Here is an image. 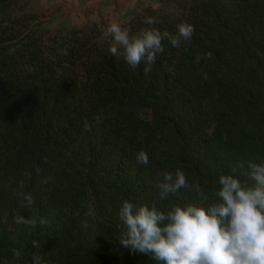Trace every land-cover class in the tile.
<instances>
[{
	"label": "trees",
	"instance_id": "1",
	"mask_svg": "<svg viewBox=\"0 0 264 264\" xmlns=\"http://www.w3.org/2000/svg\"><path fill=\"white\" fill-rule=\"evenodd\" d=\"M157 1L121 26L195 32L179 47L163 41L145 74L110 53L106 23L46 27L27 0H0V264H32L33 239L41 264H157L120 246L123 201L213 203L221 174L245 180L238 163L264 162V0ZM176 169L206 199L181 189L161 200L156 185Z\"/></svg>",
	"mask_w": 264,
	"mask_h": 264
},
{
	"label": "clouds",
	"instance_id": "2",
	"mask_svg": "<svg viewBox=\"0 0 264 264\" xmlns=\"http://www.w3.org/2000/svg\"><path fill=\"white\" fill-rule=\"evenodd\" d=\"M154 17H146L144 23H158ZM175 34L161 32L155 27H144L135 35L115 20L109 22L104 36L111 38L109 51L113 56H123L132 68L144 65L143 72L148 74L156 62L158 54L164 52L163 41L173 47L190 42L195 27L187 22L178 24ZM212 59V54H205ZM200 57H196L199 63ZM137 162L149 163L143 150L136 155ZM239 170L245 180L233 174H221L218 178L216 201L213 203H188L184 206L173 205L169 210H160L155 203L150 206L125 200L122 202L118 219L121 222L119 244L132 254L148 255L157 264H264V162L238 163L233 173ZM39 171V169H37ZM30 176V172H25ZM162 181L156 187L161 200L181 189L196 192L206 199L199 183L189 184L185 173H162ZM23 188V181L20 182ZM21 197L19 207L32 208L35 200L31 194L18 192ZM14 223L29 229L37 227V220L15 214ZM39 226L48 225L45 218L39 219ZM32 264H41L39 254L41 242L33 239ZM22 253L13 250V258L19 259Z\"/></svg>",
	"mask_w": 264,
	"mask_h": 264
},
{
	"label": "rangeland",
	"instance_id": "3",
	"mask_svg": "<svg viewBox=\"0 0 264 264\" xmlns=\"http://www.w3.org/2000/svg\"><path fill=\"white\" fill-rule=\"evenodd\" d=\"M157 8V0H27V10L46 23V27H77L89 23L128 21L142 7ZM211 130L209 129V132Z\"/></svg>",
	"mask_w": 264,
	"mask_h": 264
}]
</instances>
